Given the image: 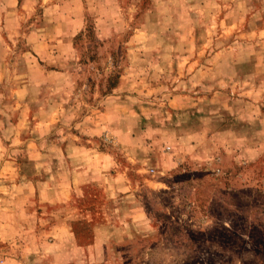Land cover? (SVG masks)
<instances>
[{
	"label": "rangeland",
	"instance_id": "obj_1",
	"mask_svg": "<svg viewBox=\"0 0 264 264\" xmlns=\"http://www.w3.org/2000/svg\"><path fill=\"white\" fill-rule=\"evenodd\" d=\"M0 264H264V0H0Z\"/></svg>",
	"mask_w": 264,
	"mask_h": 264
},
{
	"label": "crops",
	"instance_id": "obj_2",
	"mask_svg": "<svg viewBox=\"0 0 264 264\" xmlns=\"http://www.w3.org/2000/svg\"><path fill=\"white\" fill-rule=\"evenodd\" d=\"M16 4H17V1H16Z\"/></svg>",
	"mask_w": 264,
	"mask_h": 264
}]
</instances>
